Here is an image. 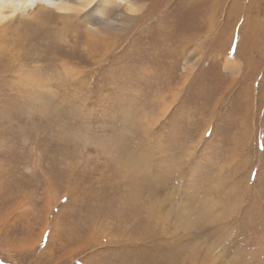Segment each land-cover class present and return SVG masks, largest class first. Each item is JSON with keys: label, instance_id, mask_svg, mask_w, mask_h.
Masks as SVG:
<instances>
[{"label": "rangeland", "instance_id": "1", "mask_svg": "<svg viewBox=\"0 0 264 264\" xmlns=\"http://www.w3.org/2000/svg\"><path fill=\"white\" fill-rule=\"evenodd\" d=\"M101 1L0 0V264H264V0Z\"/></svg>", "mask_w": 264, "mask_h": 264}, {"label": "bare ground", "instance_id": "2", "mask_svg": "<svg viewBox=\"0 0 264 264\" xmlns=\"http://www.w3.org/2000/svg\"><path fill=\"white\" fill-rule=\"evenodd\" d=\"M68 1H74L76 5L81 6V7L82 6L83 7H86L88 4H90V3L93 2V0H68ZM107 4H117V3L115 1H113V0H103L100 3L97 4V7L110 8L109 6H107ZM122 6H124V5H122ZM58 8H60V9H66L65 6L62 7L60 4H59ZM230 61H231V59H230Z\"/></svg>", "mask_w": 264, "mask_h": 264}, {"label": "clouds", "instance_id": "3", "mask_svg": "<svg viewBox=\"0 0 264 264\" xmlns=\"http://www.w3.org/2000/svg\"><path fill=\"white\" fill-rule=\"evenodd\" d=\"M114 27H115L114 19L102 18V22L98 26L93 28V31L98 33H104Z\"/></svg>", "mask_w": 264, "mask_h": 264}, {"label": "snow or ice", "instance_id": "4", "mask_svg": "<svg viewBox=\"0 0 264 264\" xmlns=\"http://www.w3.org/2000/svg\"><path fill=\"white\" fill-rule=\"evenodd\" d=\"M47 235V234H46Z\"/></svg>", "mask_w": 264, "mask_h": 264}]
</instances>
